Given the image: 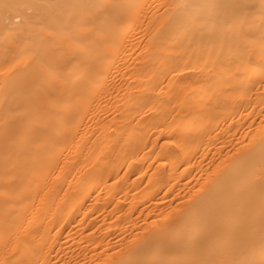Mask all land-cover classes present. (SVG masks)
Returning <instances> with one entry per match:
<instances>
[{"label":"bare ground","instance_id":"bare-ground-1","mask_svg":"<svg viewBox=\"0 0 264 264\" xmlns=\"http://www.w3.org/2000/svg\"><path fill=\"white\" fill-rule=\"evenodd\" d=\"M0 264H264V0H0Z\"/></svg>","mask_w":264,"mask_h":264}]
</instances>
